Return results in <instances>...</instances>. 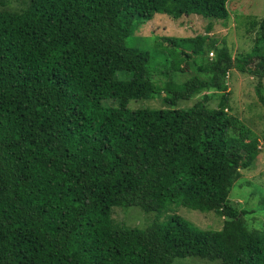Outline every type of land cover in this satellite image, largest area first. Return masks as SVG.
I'll return each mask as SVG.
<instances>
[{"label": "trees", "instance_id": "16d2710c", "mask_svg": "<svg viewBox=\"0 0 264 264\" xmlns=\"http://www.w3.org/2000/svg\"><path fill=\"white\" fill-rule=\"evenodd\" d=\"M228 2L0 0V264H264V227L230 198L261 149L228 84L232 70L255 77L264 110V19L235 56L208 35ZM156 14L197 15L207 34H138ZM132 207L152 222L113 216Z\"/></svg>", "mask_w": 264, "mask_h": 264}, {"label": "rangeland", "instance_id": "374dc122", "mask_svg": "<svg viewBox=\"0 0 264 264\" xmlns=\"http://www.w3.org/2000/svg\"><path fill=\"white\" fill-rule=\"evenodd\" d=\"M227 8L230 19L225 25L222 22L214 24L213 31L209 36L217 39L218 45L225 40L236 56L251 51L255 44L257 28L264 19V0H229ZM208 21L197 15L182 16L175 20L165 14H156L151 21L142 26L138 34L159 36H182L192 37L207 34ZM106 32L112 31L111 26H104ZM137 45L143 44L139 40H133ZM212 57V53L209 55ZM190 66L185 64L183 72L189 71ZM257 79L250 74H241L232 70L228 78L231 113L244 121L259 138L260 155L257 157L254 168L250 171L241 172V177L231 190L230 198L240 207L247 209L245 219L257 228L264 227V110L256 92ZM196 98L180 102L181 107L191 106ZM161 98L154 100L134 101L131 108H159L162 106ZM215 104V102H212ZM252 184V185H251ZM255 185V189L253 187ZM175 211L183 218L191 221L203 229H221L223 218L210 213L191 211L183 206H178ZM154 214H143L140 208L132 207L125 213L121 209H115L113 216L116 220H125L132 226L146 227L152 222ZM175 264H220L219 261L210 262L200 258H186Z\"/></svg>", "mask_w": 264, "mask_h": 264}]
</instances>
